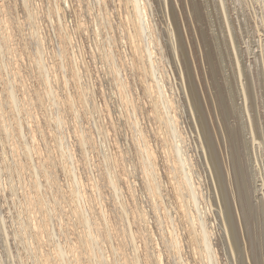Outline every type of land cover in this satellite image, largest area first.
I'll return each instance as SVG.
<instances>
[{
    "label": "bare ground",
    "instance_id": "6f19581e",
    "mask_svg": "<svg viewBox=\"0 0 264 264\" xmlns=\"http://www.w3.org/2000/svg\"><path fill=\"white\" fill-rule=\"evenodd\" d=\"M7 2L0 264L264 259V0ZM43 97L50 112L38 110ZM89 104L98 116L74 126L70 110L89 116ZM94 128L110 149L90 184ZM57 140L68 166L47 155ZM66 167L81 209L63 204Z\"/></svg>",
    "mask_w": 264,
    "mask_h": 264
},
{
    "label": "rangeland",
    "instance_id": "374dc122",
    "mask_svg": "<svg viewBox=\"0 0 264 264\" xmlns=\"http://www.w3.org/2000/svg\"><path fill=\"white\" fill-rule=\"evenodd\" d=\"M10 4H9V3ZM8 2H7V4H9V7H10V5L13 3V0H8ZM13 5V4H12ZM10 9H9V11H4L3 12V15L5 16V14H6V18L7 17H11L12 19L14 18L13 16H11L12 14V12L10 13ZM9 12V13H8ZM10 15V16H9ZM149 18H151L150 16H149ZM21 22V21H20ZM20 22L19 21H17L16 22V26H19L20 25ZM18 24V25H17ZM21 27V26H20ZM26 52H28V51H26ZM22 55V57H25V59L27 58L28 59V57H27V55H25V54H21ZM21 55H20V53L18 54V56H17V59H18V57H19V62L20 63H23V62H26V60H23V58L21 57ZM20 57H21V59H20ZM57 61H59V60H57ZM26 67V66H25ZM166 78V77H165ZM32 81H31V80ZM30 79H28V81H27V83H31V84H33V85H31V84H29V85H31V87L33 86L34 87V85H36V83H37V80L35 79V77H33V78H30ZM167 80V79H166ZM36 81V82H35ZM165 81V80H164ZM167 82H168V80H167ZM167 82L165 81V82H163L165 85L167 84ZM112 99V98H111ZM36 101V99H34V102ZM37 102V101H36ZM49 103V99H46V98H44L43 97V104H42V106L41 107H39L40 109H38L40 112H43L44 113V111L45 110H47V112H50L51 111V107H49L50 108V110L49 109H47L46 107V105ZM88 104V103H87ZM89 106H90V108H89ZM164 105H162V108H163V110H164V107H163ZM86 107L88 108V109H90V110H88V115L89 116H86V114H83V116L85 115V117H83L82 116V118L81 117H74L75 116V112H73L74 110H70L72 113L70 114V118L72 119V124H74V126H75V124L76 125H81V124H85L86 123V121L88 122L89 120H87L88 118H90L91 116V113H92V111H93V115L94 116H98V113L97 112H95L94 110H93V106L92 105H86ZM91 111V112H90ZM39 112V113H40ZM15 114H16V112H14V119H16L15 118ZM87 117V118H86ZM75 118H77V119H75ZM80 118V119H79ZM78 119H79V121H80V124L78 123L79 121H78ZM83 121H82V120ZM17 120V119H16ZM75 122H74V121ZM78 121V122H77ZM91 121V120H90ZM74 122V123H73ZM78 123V124H77ZM15 124H17V123H15ZM47 124H48V126H50V127H52V128H56L57 129V124H56V121L52 118H50V120L47 122ZM94 130H95V141L94 142H100V144H101V146L98 148V149H96L95 148V146H91V148H90V151H89V153H87L88 155L86 156L87 158H86V160H89V162L91 163V165H92V169H91V171L93 170V172H90V170H89V174H88V172H86L85 173V177L87 178L88 176L87 175H89L90 177H92V178H95L94 177V175H96L97 173H98V171L100 170V169H102L103 167L106 169V167H105V165H104V162H103V157H104V154L107 152H109V145H107V143H105V142H101V140L100 139H98V135H99V133H98V130H97V128H94ZM20 136V135H19ZM8 148L9 147V144L7 143V141L6 140H3V141H1L0 142V148H1V151L3 152V158H5V159H10L11 158V156L9 157V153L8 152H6L5 151V148ZM108 149V150H107ZM25 151V149H23L22 148V152H24ZM55 153L57 154V155H59L60 154V159H62V161H66V166H68L67 164L70 162V161H68V160H66L67 159V156H68V153H69V150H68V146H65V147H63V145H62V142H60V143H58V140H57V148L56 149H52L51 150V152H49V153H47V155L49 156V154H51V155H55ZM61 153H63L64 154V157L63 156H61ZM89 158H92L93 160H91L90 161V159ZM89 163V164H90ZM95 163V164H94ZM94 164V165H93ZM94 166V167H93ZM133 167V166H132ZM10 171L12 172L11 173V175H17L18 174V171H19V169L15 166V164H12L11 166H10ZM63 169V168H62ZM60 170L59 171V173L61 174V176H60V178L61 179H63L64 181H65V183L63 182V181H61L64 185H61V188H62V190L64 189V191H66V194H67V197H68V204L67 203H63L65 206H66V209H68L67 207H69V205L72 207V209L73 210H75V208L76 207H78V205H79V207H80V209L82 208V205H84V206H86L87 205V202L85 201V199L84 198H78V196H77V194L75 193V192H73V185H72V181H71V174L69 173V171H68V168L66 167L65 168V170ZM133 169V168H132ZM107 170V169H106ZM95 173V174H94ZM7 174H9V173H7ZM33 175H34V173H33ZM13 177V176H12ZM85 178V182L87 183L88 181V183H90L91 184V181L93 182V180L91 179V181L87 178L86 179ZM80 188V190H81V187H79ZM101 191H106V192H108V191H111L110 189L108 190V188H103ZM112 191H114L113 189H112ZM110 193V196L108 195V193H107V195H106V193H104L103 195H102V200L104 201V203H105V200L108 202H112V204H113V194L111 195V193L112 192H109ZM104 195H106L105 197L106 198H103L104 197ZM143 195H146V194H143ZM107 196H108V198H107ZM109 197L111 198V199H109ZM114 199H116L118 202H120L121 201V199L118 197V195H117V193L114 191ZM146 199V198H145ZM148 199V198H147ZM111 200V201H110ZM110 203H106L107 205H109ZM67 204V205H66ZM147 204H148V202H147ZM201 204V207L203 206L202 205V203H200ZM101 205V204H100ZM99 206V205H98ZM112 208V207H111ZM147 209H149V206L147 205ZM20 210V209H19ZM100 210V209H99ZM155 219V218H154ZM154 219H152L151 218V221H154V223L156 224L157 223V221H155ZM119 223H124V222H122V221H120ZM99 227L100 228H104V229H110L109 228V222L108 221H105V220H103V221H101L100 222V225H99Z\"/></svg>",
    "mask_w": 264,
    "mask_h": 264
},
{
    "label": "snow or ice",
    "instance_id": "6c2138e0",
    "mask_svg": "<svg viewBox=\"0 0 264 264\" xmlns=\"http://www.w3.org/2000/svg\"><path fill=\"white\" fill-rule=\"evenodd\" d=\"M257 264H264V259L259 260Z\"/></svg>",
    "mask_w": 264,
    "mask_h": 264
}]
</instances>
